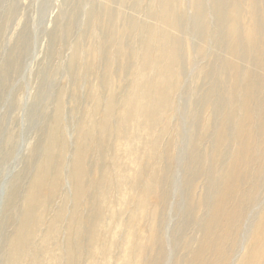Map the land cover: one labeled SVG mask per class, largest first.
I'll list each match as a JSON object with an SVG mask.
<instances>
[{
	"label": "rangeland",
	"instance_id": "374dc122",
	"mask_svg": "<svg viewBox=\"0 0 264 264\" xmlns=\"http://www.w3.org/2000/svg\"><path fill=\"white\" fill-rule=\"evenodd\" d=\"M160 1L162 0H0V27L2 24L6 25V28H2L4 29L3 34L0 33V73L4 66L9 68L6 71L9 74L5 77L3 86L0 75V264H11L14 255L15 264H135L138 256L140 259L142 256L143 263L141 264H157L158 258L163 254L165 258L160 264H187L192 257L190 250L196 248L197 240L202 238L201 232H199L201 224L197 225L196 222L199 218L202 221L203 218L206 219L209 210L198 212L199 207L196 204L189 211L190 215L182 214L185 204L181 188L184 189V186H181V174L178 169L176 175L172 174L173 178L176 176L175 182L173 181L175 190L172 194L170 192L167 195L163 194L165 197L150 201L145 210L141 209V213L138 212L135 206L138 197L135 196L136 192L132 191V188L130 191L132 195L134 194L133 197L132 195L130 198L127 195H119L117 172L113 166L120 161L128 167L131 155L126 153L125 147L117 152L116 148L112 149L110 144L107 147L103 144L104 150L100 149L101 152H93L90 164L93 165L98 161L95 165L96 169L94 168L92 171L96 183L88 184L87 192L80 200L79 205L76 207L72 186L67 173H65V178H63L56 195L52 197L51 203H44L37 212L33 211L32 218L38 219L41 210L46 209L42 214L43 222L35 231L30 242L25 243L26 247L23 250L13 248L19 223L25 217L28 209V204L25 203L26 190L31 176L35 173L36 166L44 160L43 153L50 138V126H56L54 117L58 101L63 98L64 102V112L58 135L63 141H66L65 143L69 147L67 155L71 157L72 151L76 147L74 145H76L80 122L83 123L87 117V119L90 118L97 122L101 119L100 114L94 113L97 99L102 98L105 101L109 98L108 94H111V90L105 86L104 78L109 76L110 89L113 88V91L117 92L115 95L122 94L119 96L120 99L126 94L127 86L132 85L131 77L134 76L130 73L129 79H126L123 84V92L119 94L122 89V86L119 85L122 75L121 66L124 63H131L132 70L136 61L130 57L117 59L115 56L113 63L110 64V58L103 54L101 47L103 44V41L101 42L103 37L101 12L106 8L113 13L122 12L123 17L121 20L118 17L116 32L113 34V31H110V35L113 34V41L116 40L114 44L116 49L124 46L126 49H132L135 53L140 49V40L145 39V30L148 26L155 25L157 26L154 28L156 30L162 27ZM204 1L206 4L211 3V0ZM193 3L194 0H174L175 13L170 18L171 22L173 21L172 25L177 24L180 27L172 29L173 36L180 39V42L183 41L185 45L183 58H180L179 67L181 70L179 69L177 75V77L181 76L182 86L174 101L173 119L175 121L182 116L177 107L185 106L186 97L192 92H196V88L199 89L197 93L200 92L202 86L204 89L201 92L204 93L212 86L213 82L219 81L220 78L218 79L216 76L203 77L202 79L198 76L200 70L210 64L211 55L219 54L221 56L219 60L222 61L231 41L238 40V44L241 45L239 48L243 49V52H249L248 43H252L254 39H264V5L256 18L249 8L248 2L232 0L227 10L229 19L226 38L223 37L224 42L228 43H221L223 46L221 45L217 50L215 44L217 39H220V35L216 38L207 35L204 38L205 47L200 50L203 46V35H201L200 27L195 25L196 10ZM10 5L14 6L15 10L12 16L5 13ZM72 7H77L79 13H74L71 20V17L65 16V11ZM18 14L20 16L17 19ZM209 16L204 18V26L207 24L212 26L213 21ZM9 18L10 20H8ZM256 21L258 30L254 32L253 24ZM69 23L72 25L70 33L67 30L68 27H65ZM131 25L134 27L131 28ZM111 26L108 23L107 28ZM24 27H28L27 30L31 34L29 52L25 53L24 50L22 55L20 53L22 64L17 69L15 56H10L15 47L17 50L23 49L19 37ZM157 38L163 39L160 30L157 32ZM110 41L112 40L108 39L107 42ZM75 44L82 49L85 61L86 55H88L89 66L94 62L92 66L94 74H87L84 77L86 81L84 80L80 86L77 85L79 63L74 68L76 69L74 73L69 72L70 58ZM261 48L264 49V43L256 41L252 52L256 59L261 56ZM155 54L156 50H152V57ZM231 59L235 60L233 57ZM9 63L12 66H8ZM246 67L248 68V66ZM223 79L221 77V83L222 81L224 83ZM221 83L219 82L216 87H220L221 92L226 93L225 84ZM93 92H95L94 97ZM184 92H186V96L183 97ZM2 94H5V100L1 98ZM193 100L194 96H191V101ZM35 101L37 103H34ZM119 106L120 104L115 106L117 111ZM208 115L209 111L204 117L205 120ZM173 119L172 121L168 119L169 123H172V127ZM111 125L114 134L116 132L114 122H111ZM128 126V136L132 139L134 129L132 126ZM152 139H149L148 135L142 137L141 145L139 144L141 152L148 146L146 144L151 142L150 147L153 146ZM203 145L205 149L211 150L210 142L205 141ZM150 147L148 146V148ZM148 148L147 153L143 155L142 164L147 162V154H150ZM166 148L167 145L162 146L164 151ZM185 148L187 146L182 145L178 151L175 150L177 159L173 158L172 161L178 166L181 162L180 157L185 155ZM170 150L172 151V148ZM152 161L150 163H153L154 167L156 163ZM159 161H162L161 158ZM163 162H166V159ZM176 165L173 164L171 173H174L175 168H179ZM153 167L150 168L153 170ZM141 168L140 166L137 169L136 174ZM103 172H107L105 183L99 186L97 183L102 179ZM129 172L133 175V170H129ZM202 178L199 179L200 185H202ZM132 181L134 180L132 179ZM187 182L185 181L186 188H188ZM263 189L259 192V198L263 199V202L260 203L262 205L260 211L264 209ZM91 190V201L90 204H87L85 197L90 194ZM100 190L104 192L102 198L100 197L103 204H101L98 223H102L95 226V213L92 214L89 221L82 223L83 216L88 217L86 208L95 207V203L98 201L96 196ZM200 194L201 190H198L194 198L197 200ZM120 197L127 205L121 203ZM60 205H64V208L60 213L59 222L55 225L53 219L58 214ZM177 205H180V208H177ZM193 205L194 203L191 207ZM259 214L257 215V211L254 210V215L249 217L247 223L250 220L251 224L255 225ZM188 217H190L189 221H192L189 222L190 224H187L188 221L185 222ZM181 218L184 223L181 222ZM246 227L244 223L243 228L245 229L242 228L238 234L240 243L234 260L229 261L231 264H243L240 261L247 252L252 231V228L249 230V227L248 229ZM132 229L136 231L135 235L131 231ZM49 232L52 233V238L48 240L49 244L46 246L45 236ZM175 232H179L176 237H174ZM161 236L163 238L159 240ZM203 240L205 242V238ZM199 261L203 263L206 260L200 258ZM210 263L221 264L218 252L214 254Z\"/></svg>",
	"mask_w": 264,
	"mask_h": 264
},
{
	"label": "bare ground",
	"instance_id": "6f19581e",
	"mask_svg": "<svg viewBox=\"0 0 264 264\" xmlns=\"http://www.w3.org/2000/svg\"><path fill=\"white\" fill-rule=\"evenodd\" d=\"M231 1L211 0L210 4H206L204 0H194L195 25L200 27L201 35H203V46L200 50L205 47L204 38L207 35L213 38L220 35V39H217L215 44L217 50L220 49L221 43H226L223 37L226 35L229 19L227 10ZM245 1L249 3V8L257 18L262 5H264V0ZM160 2L162 27L159 30L163 39L157 38L159 30L154 29L157 26H148L145 30V39L140 40V49L135 53L132 49H126L124 46L118 49L114 47L116 40L113 41V34L116 32L118 17L120 20L123 17L122 12L113 13L108 8L101 12L103 33L101 47L103 54L108 55L110 58V64L113 63L115 56H117V59L130 57L136 61L132 70L131 63H124L123 65L121 63L120 71L122 75L119 79V85L122 86V89L119 94L123 92V84L126 79H129L130 73L134 76L131 77L132 85L127 86L126 94L120 99L119 96L122 94L115 95L117 92L113 91V88L110 89L109 76L107 75L104 78L105 86L111 90V94H108L109 98L105 101L102 98L97 99L94 113L100 114L101 119L97 122L90 120V118L87 119V117L83 123L80 122L76 135V145H74L76 147L73 149L71 157L67 155L69 147L66 145V141H63L58 135L64 112L63 98L58 101L57 112L54 117L56 126H50V138L43 153L44 160L36 166L35 173L31 176V181L29 180L30 183L26 190L25 203L28 204V209L25 217L19 223L13 245L14 249L23 250L26 247L25 243L30 242L35 231L41 226L43 222L42 214L46 209L41 210L38 219L32 218L33 211L37 212L44 203H51L52 197L56 195L63 178H65V173H67L72 186L76 207L79 205L80 200L84 198V194L87 192L88 184L91 182L92 184L96 183L92 171L94 168L96 169L95 165L98 161L93 165L90 164L93 152H101L104 150L103 144L106 145L105 147L110 144L111 148H116L117 152L125 147L127 149L126 153L131 155L128 167L120 161L113 166L117 172L119 195H127L130 198L132 195L130 189L132 188V191L136 192L135 196L138 197L135 205L138 212L141 213V209L145 210L150 201L159 200L169 192L172 194L175 190L173 181L175 182L176 179V176L173 178L172 174L176 175L178 169L181 174V186H184V189L181 188V195L185 204L182 214L190 215L189 211L196 204L199 207L198 212L209 210L206 219L203 218L202 221L199 218L196 222L197 225L201 224L199 232H201L202 238L197 240L198 246L190 250L192 257L187 264H211L210 260L216 252H218L221 264H231L239 247L240 235L238 234L244 223L247 226L246 228L249 227V230L252 228V231L246 249L247 252L240 262L243 264H264V209L260 211L262 207L260 203L263 202V199L259 198V192L264 188V49L261 48V56L257 59L252 55L256 41L264 43V39H254L252 43H248L249 52H243V49L239 48L241 45L238 44V40L229 41L228 51L222 61L219 60L221 59L219 54L211 55L210 64L201 69L198 76L200 79L215 76L221 79L222 77L224 83L223 81L221 83L219 79L218 82H213L212 86L206 89L204 93L201 92L204 89L203 86L198 93L199 89L196 88V92L194 91L186 97L185 106L183 108L182 106L177 107L182 116L175 121L173 119L174 101L182 86L181 76L177 77V75L179 74L180 58H183L185 45L172 33L174 27L180 28L177 24L172 25L173 21L171 22L170 19L175 13L174 0H162ZM5 13L12 16L15 13L14 6L10 5ZM65 13V16L71 17L72 20L73 14L79 13V9L77 11V7H72ZM152 14L155 15V13ZM209 14L213 21L212 26L210 24L204 26V18ZM91 15L93 16L94 13L92 12ZM19 16L20 14H18L17 19ZM108 23L112 25L110 28H107ZM4 27L6 28L4 24L0 27L1 34L4 32V29H2ZM65 27H68L69 33L72 31L70 23ZM27 29L28 27H24L19 37L23 49L17 50L15 47V51L13 50L10 56H15L17 69L22 64L20 53L22 55L24 50L25 53L29 52L31 34ZM253 29L254 32H257V21L254 22ZM110 31H113L112 35H110ZM108 39L112 41L108 43ZM73 47L69 72L74 73L76 71L74 68L79 63L77 85L80 86L82 82L84 83V77L87 74H94L95 71L92 68L94 62L89 66L87 62L88 55H86L85 61L80 46L75 44ZM152 50H156L153 57ZM231 57L235 60H232ZM8 66H12V64L9 63ZM8 69L7 66H4L2 73H0L2 86L5 77L9 74V72L6 73ZM182 72L183 69L181 74ZM219 82L222 85L225 84L226 93L221 92L220 87H216ZM94 95L95 92H93V97ZM184 96H186V92H184ZM191 96H194L193 101H191ZM1 98L5 100V94H2ZM116 104H120L118 111L115 107ZM104 106H106L105 109ZM207 111H209V115L205 120L204 117ZM30 115L32 116V114ZM168 119L169 121L173 119V127ZM111 122L115 124L116 132L114 134L112 133ZM128 125L134 129L132 139L128 136ZM147 135L149 139L153 138V146L150 147V142L146 144L150 148L147 146L141 152L142 137ZM144 140L146 141V138ZM144 140L143 142H145ZM205 141L210 142L211 150L205 149L203 145ZM49 142L51 143L49 144ZM163 145H167L166 151L162 149ZM182 145H186L187 148L184 150L185 155L180 157L181 162L178 166L173 163L172 159L177 156L175 150L178 151ZM147 148L151 155L147 154V162L142 164L141 161L143 155L147 153ZM160 158L162 161H159ZM164 159H166V162H163ZM151 160L156 163L154 167L153 163H150ZM173 164L179 168H175L174 173H171ZM140 166L142 168L136 174ZM151 166L153 170L150 168ZM129 170H133V175ZM106 174L107 172L101 174L102 179H100L102 181L100 180L97 183L99 186L105 183ZM200 178L203 179L202 185L199 183ZM147 179L150 180L147 181ZM185 181H188V188L185 187ZM130 183L131 185H129ZM168 184L169 188L167 187ZM198 190H201V194L196 200L194 196ZM103 192L102 190L98 191L96 196L98 201L95 203L94 208H86L88 217L83 216L82 223L89 221L93 213H95L96 219L95 226L102 223H98V218H100L101 204H103L101 200ZM91 196L92 190L85 197L87 204H90ZM214 196L216 197L213 198ZM194 200H196V203ZM120 201L123 205H127L121 197ZM192 203L194 205L191 207ZM178 207L180 208V205H177ZM63 208L64 205H60L59 212L53 219V224L57 225L59 222ZM254 210L257 211V215L260 213L255 225L254 223L251 224L250 220L247 223L249 217L254 215ZM189 218L185 219V222L188 221L187 224L192 222L189 221ZM181 222L184 223L183 218H181ZM131 231L135 235L136 231L133 229ZM178 234L179 232H175L174 237ZM51 238V232L46 234V246H48V240ZM161 238L163 237L161 236L159 240ZM164 256L163 254L160 257L161 259L158 258L156 263H162ZM200 258L206 261L202 263L199 261ZM141 260L142 256L141 259L138 256L135 264L143 263ZM229 261L231 262L229 263ZM11 264H15V255Z\"/></svg>",
	"mask_w": 264,
	"mask_h": 264
}]
</instances>
